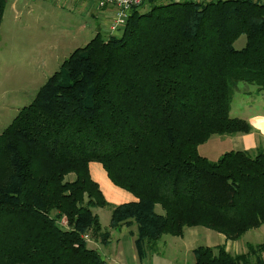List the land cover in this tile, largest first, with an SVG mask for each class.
I'll use <instances>...</instances> for the list:
<instances>
[{"label": "trees", "instance_id": "trees-1", "mask_svg": "<svg viewBox=\"0 0 264 264\" xmlns=\"http://www.w3.org/2000/svg\"><path fill=\"white\" fill-rule=\"evenodd\" d=\"M8 1L0 0V28ZM143 8L120 34L97 33L75 49L0 132V264H110L86 238L110 237L94 212L110 203L91 162L137 198L112 206L111 226L136 225L140 260L187 227L238 240L264 224L263 147L217 160L199 153L213 135L253 130L230 113L240 83L264 92V4ZM192 253L194 264H253L264 243Z\"/></svg>", "mask_w": 264, "mask_h": 264}, {"label": "rangeland", "instance_id": "rangeland-1", "mask_svg": "<svg viewBox=\"0 0 264 264\" xmlns=\"http://www.w3.org/2000/svg\"><path fill=\"white\" fill-rule=\"evenodd\" d=\"M148 4L144 5L143 9H147ZM16 7L18 12L15 11ZM80 21L82 18L76 12L70 14L66 9L51 5L49 0L8 1L0 28V132L8 127L21 108L32 102L39 88L49 76L60 69L64 60L75 49L85 46L93 38L92 33L90 35L80 32L82 30L79 29ZM245 43L246 36L242 35L235 46L242 48ZM239 88L231 105L232 117L243 115L244 108L251 112V104L247 103L251 101L250 95L241 92L251 91L253 87L240 83ZM263 108L262 100L254 106V109ZM226 139L220 135L211 136L207 142L199 146V153L211 160L218 159L225 151L232 149ZM112 206L113 204H109L106 207L94 208V212L100 216L103 231H110L109 241L107 240L109 245L103 241L104 233L97 236L88 235L86 238L92 248L99 246L97 250L102 255L107 252L115 254L117 251L119 260L123 259L125 264H135L136 248L133 236L137 227L132 224L124 225L120 229L113 228ZM157 211L162 212L160 206ZM261 227H264V224ZM194 233L196 237L190 241L192 237L190 235ZM206 233L212 236L221 234L201 226L187 227L184 237L164 235L155 245L156 251L147 250L148 255L144 264H194V256L189 251L187 243L195 247L212 244ZM262 241L264 228L248 232L241 239L244 243Z\"/></svg>", "mask_w": 264, "mask_h": 264}, {"label": "crops", "instance_id": "crops-1", "mask_svg": "<svg viewBox=\"0 0 264 264\" xmlns=\"http://www.w3.org/2000/svg\"><path fill=\"white\" fill-rule=\"evenodd\" d=\"M49 1L51 2V5L66 9L70 14L72 12H76L77 15H79L82 18V21H80V25H79L80 26L79 29L82 28L80 32H83L84 34L90 33V35L92 33L93 37L97 33H101L105 37H109L114 34L110 28L112 19L115 14V11L112 7H107L103 9L98 8L94 0H49ZM15 11L18 12V7H16ZM241 93L246 94L247 96L250 95L251 101L247 103L251 104V112H248V110L244 108L245 110L244 114L243 115L241 114L240 117L247 119L251 123L253 130L250 133L235 134V135H220V136H223V138H227L226 140L229 142V144L232 147L231 150H247L253 152L256 151V149H258L261 146L264 149V108L254 109L255 104L260 100H262L264 103V92L257 90L255 87L251 91L246 90V91H242ZM246 107L249 108L248 105H246ZM90 170L92 177L100 184V187L107 201L110 204L119 205L125 202L136 201L137 198L132 193L112 183V181L110 180L106 171L104 170L103 166L100 163L91 162ZM261 228L264 227H259L250 230L248 232L251 231L254 232ZM247 233L244 236H246ZM206 235L208 239L212 240V244H209V246L225 245L226 249L234 254L246 253L248 251V245L251 244L256 245L259 243H264V241L256 242V243L241 242V239L244 236L234 241V240H226V237L221 234L212 236V234L206 233ZM190 237H191L190 241H192L194 237H196V233L190 235ZM197 237H198V233H197ZM187 244L189 251L192 252L195 246L190 244L189 242ZM97 249H99V246L97 247ZM117 253H118L117 251H115V254H112L111 252H107V254H103L102 256L109 263L112 262L115 264H125L123 262V259L120 260L118 259ZM134 256H135V264H144V260L146 259V257L143 260H140L137 250L134 253ZM252 262L253 264H264V254H261L260 257L253 255Z\"/></svg>", "mask_w": 264, "mask_h": 264}, {"label": "built area", "instance_id": "built-area-1", "mask_svg": "<svg viewBox=\"0 0 264 264\" xmlns=\"http://www.w3.org/2000/svg\"><path fill=\"white\" fill-rule=\"evenodd\" d=\"M98 8L112 7L115 11L114 17L111 23V31L113 35H118L121 33L135 7H141L148 4L151 0H94ZM166 1V0H158ZM179 1H189L196 3H209L217 0H179ZM260 4H264V0H254Z\"/></svg>", "mask_w": 264, "mask_h": 264}]
</instances>
